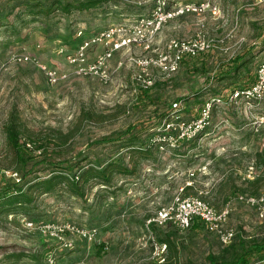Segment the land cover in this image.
<instances>
[{
  "label": "rangeland",
  "instance_id": "374dc122",
  "mask_svg": "<svg viewBox=\"0 0 264 264\" xmlns=\"http://www.w3.org/2000/svg\"><path fill=\"white\" fill-rule=\"evenodd\" d=\"M20 1L0 0V264H209L207 257L221 254L224 247L202 224L188 231L171 226L149 230L145 222L182 195L187 182L194 187L190 195L217 209L225 196L241 193L239 188L243 194L253 192L241 184L247 175V180L261 176L264 167V100L251 114L227 106L216 109L210 126L177 151L137 150L141 144L147 148L169 118L173 102L181 101V115L189 121L208 97L255 80L264 61V0H165L169 5L209 2L217 12L181 16L151 37L147 48L133 44L114 52L107 63V84L76 75L68 57L73 58L81 42L109 27L124 28L125 37L132 36L137 21L151 14L153 0L108 2L103 8L56 15L48 32L38 20L17 16L18 8L11 11ZM8 13L12 15L5 17ZM199 32L210 41L207 52L185 58L169 79L150 69L154 85L134 91L133 78L140 71L134 61L154 58L169 41ZM107 49L92 47L85 63L93 64ZM12 53L31 61L13 63ZM238 54L248 61L238 87L215 83L211 77L216 69ZM42 67L66 78L51 84ZM11 116L19 126L20 143L31 145L22 149L24 163L15 161L7 144L5 126ZM118 160L135 173L112 172L105 186L97 176L90 178L76 196L67 182L49 193L28 191L32 183L52 175L61 173L71 181L82 168L99 171ZM189 172L195 176L188 178ZM17 188L28 192L30 203H7ZM258 194L264 197V176ZM48 225L70 230L57 233ZM228 227L236 236H264V220L237 202ZM161 239L169 240L174 250L157 251Z\"/></svg>",
  "mask_w": 264,
  "mask_h": 264
},
{
  "label": "built area",
  "instance_id": "2783aa9c",
  "mask_svg": "<svg viewBox=\"0 0 264 264\" xmlns=\"http://www.w3.org/2000/svg\"><path fill=\"white\" fill-rule=\"evenodd\" d=\"M153 3L154 7L151 14L137 21L132 36L125 37L123 34L124 28L109 27L93 38L81 42L73 58L68 57L69 62L76 67L75 74L81 77L96 78L101 83L107 84L110 81L107 63L114 52L133 44L146 45L147 48V43L151 37L159 33L166 23L181 16L188 14L201 15L206 12L215 14L217 12V7L209 2L174 3L169 5L165 0H153ZM101 45L108 46V49L93 64H86V52L94 46ZM210 47L209 39L199 32L190 39L169 41L165 50L157 53L154 58L141 57L134 61V64L140 69L139 73L135 74L133 78L135 82L134 91H145L154 85L150 69H156L165 79H169L178 72L185 58L197 57L207 52ZM9 60L19 64L31 61L30 57L15 53L10 54ZM42 70L51 84L66 78L65 75L59 74L56 70L46 67H42ZM263 100L264 61L258 65L255 80L250 85L231 89L228 92L225 91L224 94L206 99L198 109L197 116L192 120L186 121L183 119L181 101L173 102L169 118L161 124L156 134L149 139V144L161 152L177 151L183 143L197 139L210 126L216 109L227 106L238 112L251 114L252 110L258 107ZM254 131L258 132V129L256 128ZM26 147L30 149L31 145L26 143ZM260 148L264 150V140L261 141ZM249 169L251 170L252 167H249ZM261 170L264 174V167ZM194 176V172L188 173V178ZM250 178V175H247V179ZM186 186H192V182H187ZM181 192H183V188ZM233 202L249 207L255 211L260 220H264V197L262 195L238 193L220 209H216L201 196H185L182 193V195L176 196L171 204L159 208L152 217L146 220L145 226L149 229L152 225L156 227L171 225L178 231H186L195 220H199L204 224L206 230L217 238L219 244L225 247L232 243L235 236L234 230L228 227ZM46 228L48 230L52 228L57 233H65L70 230L69 227L65 230L50 227V225ZM165 248L164 245H159L156 250L163 253Z\"/></svg>",
  "mask_w": 264,
  "mask_h": 264
},
{
  "label": "trees",
  "instance_id": "16d2710c",
  "mask_svg": "<svg viewBox=\"0 0 264 264\" xmlns=\"http://www.w3.org/2000/svg\"><path fill=\"white\" fill-rule=\"evenodd\" d=\"M108 2H112L115 6L117 4L119 5L123 3L118 0H21L18 4H15L11 8V11H14V9L18 8L20 11L18 12L17 16H30L32 20H38L39 23H41L42 28H44L46 32H48L53 27L52 19L54 16L70 15L72 12H85L97 8H103L104 5ZM10 15H12V13H8L5 17ZM1 20L2 17H0V22ZM247 63L248 61L243 54L235 55L234 57L228 59L224 67H218L211 79L215 78L214 82L217 84H220L222 82H230L231 84H235L238 87V85L236 84V80L239 78L241 70L247 65ZM214 96L217 95L210 96L207 99ZM170 114L167 115V118L170 116ZM5 133L7 136V144L14 155L15 161L18 163H24L22 149L27 150V142H25L24 145L20 143V129L13 116L10 117V120L5 126ZM188 142L191 141H187L185 143ZM185 143H183V145ZM146 147L147 148L143 147V144H141V146L138 147L137 151L143 150L144 152H146L152 146L148 143ZM38 148L42 147L39 146ZM67 170L71 172V169H66V171ZM112 172H117L118 174L133 175L135 173V169L133 167L128 169L126 166L120 163L119 160L116 162L108 163L106 167L99 171L96 170L93 166H88L82 168L81 172L77 176L74 174L71 181H69L67 177L59 173L52 175L46 179H42L40 181L32 183L28 187V191L40 192L41 194L49 193L54 191L61 183L67 182L71 194L76 196L81 194L80 184L87 182L90 178H95L97 176L102 180L104 186L110 184L112 180ZM263 176L264 174H261V176H257L253 180L243 179L241 186L246 185L250 187L251 189H253V192L249 194L257 196L259 195V185L263 180ZM193 189L194 187L185 185L183 187V195H190L189 192L193 191ZM237 191H241V194H243L242 192H244L245 190L239 188L237 189ZM236 194L238 193H235L234 195ZM229 199V196H225L222 201V206ZM28 202H31V198L28 197V192H23L18 188L14 190L13 194L10 195V199H8L7 201L8 204L12 205H22L23 203ZM198 224H202L204 226L201 221L195 220L188 230H190L191 228H197ZM154 228L160 229L162 227H156L152 225L149 227V230ZM159 242L160 245H164L168 250H174V246L171 245V242L169 240L161 239ZM207 260L209 264H261L262 262H264V236H262L261 238L248 239L243 236H236L235 233L232 243L228 246H225L221 251V254L209 255L207 257Z\"/></svg>",
  "mask_w": 264,
  "mask_h": 264
}]
</instances>
